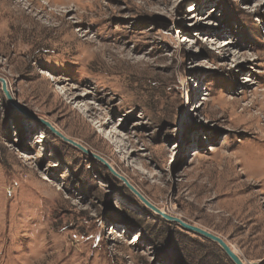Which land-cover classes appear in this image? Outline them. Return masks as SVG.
<instances>
[{"label": "rangeland", "instance_id": "rangeland-1", "mask_svg": "<svg viewBox=\"0 0 264 264\" xmlns=\"http://www.w3.org/2000/svg\"><path fill=\"white\" fill-rule=\"evenodd\" d=\"M0 77V264H233L36 117L264 264V0H0Z\"/></svg>", "mask_w": 264, "mask_h": 264}, {"label": "water", "instance_id": "water-1", "mask_svg": "<svg viewBox=\"0 0 264 264\" xmlns=\"http://www.w3.org/2000/svg\"><path fill=\"white\" fill-rule=\"evenodd\" d=\"M0 84H1V90H2L3 94L5 95L6 99L8 100V102L12 105H16L15 101L13 100V98H12V96L8 90L6 81L2 77H0ZM28 115L36 117L33 114H28ZM36 118L42 124H44L54 135L59 137L62 141L69 143L70 145L79 149L81 152L87 154L88 156H90V157L94 158L95 160L99 161L100 163H102L108 169V171L111 174L118 177L123 182V184L129 189V191L132 192L144 204V206L149 208L151 211L160 215L162 218H164L168 221L177 223L184 230H187L189 232L197 234V235H199L205 239H208V240L216 243L222 249V251L226 254V256L232 261L233 264H245L243 262V260L241 259V257L237 253H235L233 250H231L230 246L227 244V242L224 241L223 238H221L220 236H218V235H216V234H214V233H212V232H210V231H208L202 227H199V226L194 225L192 223L186 222L185 220H183L177 216H173L171 214H168V213L162 211L157 206H155L153 203H151L143 194H141L139 192V190H137V188H135V186H133L125 177L118 174L115 171V169L109 164V162L107 160H105L103 157L96 154L95 152L88 149L87 147L83 146L81 143L67 137L62 132H60L57 128H55L49 121H47L43 118H38V117H36Z\"/></svg>", "mask_w": 264, "mask_h": 264}, {"label": "bare ground", "instance_id": "bare-ground-1", "mask_svg": "<svg viewBox=\"0 0 264 264\" xmlns=\"http://www.w3.org/2000/svg\"><path fill=\"white\" fill-rule=\"evenodd\" d=\"M67 1V0H65ZM243 111H246V108H243ZM247 120L249 121H253L255 122L253 125H255L256 127L258 126H262L264 127V104H263V107L260 109V112L257 114H252V115H248L246 117ZM260 121H263L262 124H260ZM251 127V126H250ZM160 209V208H159ZM162 210V209H161ZM164 210V209H163ZM231 250H233L235 253H236V249L233 247V246H230Z\"/></svg>", "mask_w": 264, "mask_h": 264}]
</instances>
